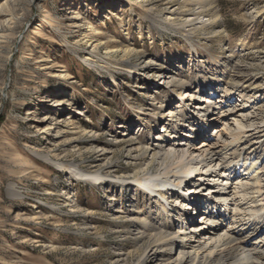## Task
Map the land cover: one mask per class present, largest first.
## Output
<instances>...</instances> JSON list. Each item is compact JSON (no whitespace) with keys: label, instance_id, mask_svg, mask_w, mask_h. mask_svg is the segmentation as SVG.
Returning a JSON list of instances; mask_svg holds the SVG:
<instances>
[{"label":"rangeland","instance_id":"obj_1","mask_svg":"<svg viewBox=\"0 0 264 264\" xmlns=\"http://www.w3.org/2000/svg\"><path fill=\"white\" fill-rule=\"evenodd\" d=\"M145 1L0 0V264H115L119 249L131 247L114 229L124 214L120 212L115 223L110 211L112 207L122 211L126 203L120 195L125 190L83 184L37 160L31 151L89 167L95 156L85 152L86 139L97 137L105 145L113 138L121 140L124 134L136 138L145 133L156 113L151 107L154 93L163 96L166 88L163 78H157L159 70L163 77L204 81L216 73L214 61L231 57L241 67L258 66L260 75L264 74V15L255 17L251 0H150L142 8ZM76 12L80 18L88 17L93 27H80L78 20L73 21ZM129 57L138 64L151 60V70L123 68L121 62ZM200 89L194 84L178 90L186 94L184 105L188 109L198 102L194 97L201 96ZM207 89L205 86L204 96L218 101L224 98L222 91L230 87L220 83L214 96ZM244 96L231 93L238 109L258 99L254 110L264 113V92ZM55 97L62 99V106L44 101ZM170 97L154 136L164 135L175 121L171 117L184 109L176 93ZM77 111L82 115H76ZM252 112L250 108L237 111L233 117L220 114L227 120L209 126L206 134L222 124L234 126L232 120H237L247 126L249 136L260 126L259 121L243 119ZM46 116L50 119L42 122ZM262 117L264 114L256 118ZM56 118L62 120L57 128L41 133L42 126ZM77 122L88 127L86 134H74L72 124ZM260 136L252 135L255 146L263 142ZM246 143L247 139L243 145ZM118 152L116 149L119 169L128 170L129 164ZM19 160H28L30 165ZM246 178L239 173L242 184H247ZM13 183L22 198L8 195V186ZM135 194L133 189L130 196ZM112 197L118 201L111 202ZM73 200L92 210L87 215L69 214L67 204ZM236 200L241 209L247 207L240 196ZM152 206L158 216V208ZM171 206L175 204L171 202ZM172 211L178 233L182 212ZM89 222L86 230L83 225ZM244 234V239L264 238V225L251 227ZM179 243L182 247L184 241ZM184 250L194 255L190 246Z\"/></svg>","mask_w":264,"mask_h":264},{"label":"bare ground","instance_id":"obj_2","mask_svg":"<svg viewBox=\"0 0 264 264\" xmlns=\"http://www.w3.org/2000/svg\"><path fill=\"white\" fill-rule=\"evenodd\" d=\"M32 1L34 0H27L28 3ZM251 1L253 14L256 15L254 16L264 15V5L260 7L264 0ZM149 3L150 0L145 1L142 8L148 6ZM80 16V13L76 12L73 21L78 20L80 27H93L88 17L80 18ZM134 58L137 61L140 60L138 56ZM213 61L211 60V62ZM214 62L216 73L212 75L213 78L208 77L204 81L193 77L185 80L172 76L163 77L160 70L156 72L157 78L160 80L163 78L162 85H165L166 88L163 96L157 91L154 93L156 95L152 103H156V105L151 104V107L156 111L153 116V125L146 127V132L136 138L129 137L130 134H124L121 136V140L113 138L105 145H102L95 136V138L86 139L88 143L84 145L85 152L95 156L89 167L83 166L78 161H66L53 158L48 153L31 151L32 156L37 160L73 176L83 184L102 189L112 187L114 190H125L126 194L122 192L120 195L126 203L122 211H113L115 207H112L110 211H112L114 220L118 218L120 212L124 214V220L119 221L118 226H115L114 229L120 230L117 233H121L131 247L119 249L115 255V264H120V262L123 264H264V238L244 239L247 236L244 234L246 230L257 225H264V153H260V149L264 152L262 149L264 139L258 146H255L257 142L253 143L256 138L252 140V135H261L258 139L264 137V118L262 117L260 120L256 118L263 116L264 113L262 109L254 110L255 105L260 102L258 99L250 101L248 104H242V107L238 109L236 100L231 97V93L234 91L245 94L246 98H249V93L264 92V74L260 75L258 66L241 67L233 62L231 57L225 58L223 62ZM151 63V60H144L138 64L132 62L129 57L121 62V66L129 71H138L140 68L151 70ZM229 68L231 70H228ZM233 69L236 70L234 73L231 72ZM220 83L230 87V90L222 91L226 100L222 97L216 101L213 97V100L210 101L208 96H204L206 94L204 93L205 86H208L207 92L209 91L213 95V93L216 94V88ZM159 84L155 83V86ZM194 84L202 87L200 89L202 94L194 97L198 102L195 101L193 107L192 103L188 109V105H184L186 94L178 93V90L187 89ZM171 93L177 94L184 109L171 117L175 121L170 123L171 126H167L164 135L154 136L152 132L164 118L163 108L172 101ZM61 100L55 97V99L44 101L62 106ZM250 108L253 112L250 116L244 115L243 119L259 121L260 126L255 127V133L246 136L245 128L247 126L241 124L240 121L232 120L234 126L222 124L215 128L211 134L205 135L204 129L216 125L220 120H227L220 118V114L233 117L237 111L245 112ZM82 113L77 111L76 115H82ZM49 119L46 116L41 121ZM61 122L62 120L59 118L51 120L49 124L42 126L41 133L50 132L54 127L57 128L56 125ZM72 125L75 126V135L86 134L88 127L82 123L77 122ZM194 125L200 126V129L197 131ZM120 126L122 127V125ZM201 131L206 138L204 137V141L197 143L202 138ZM245 139L250 143V146H246L248 143L243 145ZM77 141L80 142L79 139ZM116 149L129 164L128 170L119 169L120 158H115ZM80 151L77 150V152ZM228 151L231 152L229 156ZM20 159L22 158L20 157ZM19 163L30 165L28 160H19ZM251 172L257 173L263 184L259 183L258 178L250 176ZM239 173L247 176V184H242L241 180H238ZM255 183L257 184L255 185ZM237 185L239 190L235 191L233 186ZM170 186L172 189H169ZM248 186L250 187L248 188ZM8 187L10 197L22 198V194L16 189L14 183ZM133 189L136 190V194L130 196ZM252 190L256 195L250 193ZM64 195L68 197V193ZM237 195L244 201L242 205L247 206L243 208L246 209L245 211L235 204ZM178 199L183 202L179 205L177 202L175 206H171V202ZM112 201L118 200L112 197ZM225 202L230 206H228L227 212H224L225 207L223 211H217L226 204ZM183 203H189L185 205H193L198 210L201 209L202 203L207 207L200 211V219L196 224L190 226L192 228L185 230L181 227L182 230L180 229L176 233L174 230L176 220H174L172 210L180 212V207L186 212L189 208L185 209ZM152 205H156L158 208L160 213L158 216L153 213ZM67 206L69 214L87 215L88 211L92 210L89 207H82L76 200L69 202ZM241 210L243 211L241 212ZM179 214L181 217H186V214ZM208 220L216 225L207 231L203 225ZM200 221L203 223L199 224ZM114 222L117 223V220ZM244 225L246 228H243ZM83 226L88 230L90 222ZM239 233L242 234L236 237ZM183 241L184 244L180 247L181 243L179 242L183 243ZM183 246L195 249L194 255L186 253Z\"/></svg>","mask_w":264,"mask_h":264}]
</instances>
